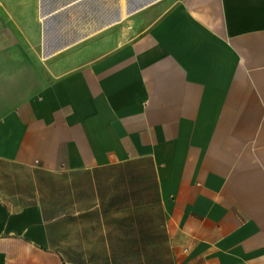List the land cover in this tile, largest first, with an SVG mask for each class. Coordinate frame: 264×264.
<instances>
[{
    "label": "crops",
    "instance_id": "0c3cea01",
    "mask_svg": "<svg viewBox=\"0 0 264 264\" xmlns=\"http://www.w3.org/2000/svg\"><path fill=\"white\" fill-rule=\"evenodd\" d=\"M134 1L0 0V264H264V0Z\"/></svg>",
    "mask_w": 264,
    "mask_h": 264
},
{
    "label": "rangeland",
    "instance_id": "374dc122",
    "mask_svg": "<svg viewBox=\"0 0 264 264\" xmlns=\"http://www.w3.org/2000/svg\"><path fill=\"white\" fill-rule=\"evenodd\" d=\"M142 1H144V0H139V2H138V0H136V1L131 2V3H135V4L136 3H142ZM82 33H78L73 37H69L67 39H64L65 37L63 34L57 33V32H51L48 34V40H49V44H52V47L48 48V49H44V50L39 48V49H37V54H38V56H41L45 51L48 52V54L55 53L56 51L60 50L59 47H61L63 45L65 46V45H67V43L74 41L77 38L81 39V38L85 37V36H83L85 34V32L83 34ZM59 34H60V36H59Z\"/></svg>",
    "mask_w": 264,
    "mask_h": 264
},
{
    "label": "bare ground",
    "instance_id": "6f19581e",
    "mask_svg": "<svg viewBox=\"0 0 264 264\" xmlns=\"http://www.w3.org/2000/svg\"><path fill=\"white\" fill-rule=\"evenodd\" d=\"M126 9V8H125ZM125 12V11H124ZM93 32V27L91 26L90 28H89V32H86L83 36H87V35H90L91 33ZM80 33H82V32H80ZM61 34H63L64 35V39H67V38H69V37H73V36H75L76 34H77V32L76 31H67L65 28H64V31L61 33ZM83 34V33H82ZM59 36H60V34H59Z\"/></svg>",
    "mask_w": 264,
    "mask_h": 264
}]
</instances>
